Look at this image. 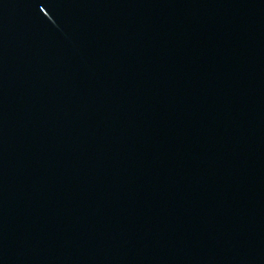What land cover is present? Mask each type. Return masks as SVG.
I'll list each match as a JSON object with an SVG mask.
<instances>
[{"label": "water", "instance_id": "95a60500", "mask_svg": "<svg viewBox=\"0 0 264 264\" xmlns=\"http://www.w3.org/2000/svg\"><path fill=\"white\" fill-rule=\"evenodd\" d=\"M0 264H264V0H0Z\"/></svg>", "mask_w": 264, "mask_h": 264}]
</instances>
